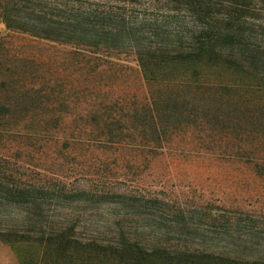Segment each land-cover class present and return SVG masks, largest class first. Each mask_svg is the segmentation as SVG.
<instances>
[{
  "label": "trees",
  "instance_id": "obj_1",
  "mask_svg": "<svg viewBox=\"0 0 264 264\" xmlns=\"http://www.w3.org/2000/svg\"><path fill=\"white\" fill-rule=\"evenodd\" d=\"M0 24V240L19 264H255L194 246L127 164L220 130L264 174V0H0ZM129 57L141 86L119 81ZM16 137L47 175L5 150L31 149Z\"/></svg>",
  "mask_w": 264,
  "mask_h": 264
},
{
  "label": "rangeland",
  "instance_id": "obj_2",
  "mask_svg": "<svg viewBox=\"0 0 264 264\" xmlns=\"http://www.w3.org/2000/svg\"><path fill=\"white\" fill-rule=\"evenodd\" d=\"M0 30L2 34L8 33L2 24ZM16 40L18 44L25 41L17 36ZM29 49L49 53L60 60L68 50L65 46L38 40ZM127 64L133 67V73L130 71L131 76L119 77V81L123 85H143L132 57L128 58ZM215 132H218L216 136L195 131L176 138L160 149L148 165L142 159L129 164L121 159L117 164L130 166L127 168L129 175L141 182L145 192L165 198L170 210L183 211V216L170 222L177 220L189 230L196 229L201 238L192 240L194 246L264 264V174L259 173L254 164L237 156L230 157L226 151L228 139L219 138L220 130ZM15 140L31 149L10 150V145L6 144L5 150L30 163L33 166L30 173L47 175L45 170L51 161L43 152L46 148L42 151V143L24 137ZM90 212L94 213L91 220L100 218V209L98 215L96 209ZM212 215L219 220L213 221ZM4 216L13 218L17 215ZM0 264H19L12 248L2 240Z\"/></svg>",
  "mask_w": 264,
  "mask_h": 264
}]
</instances>
